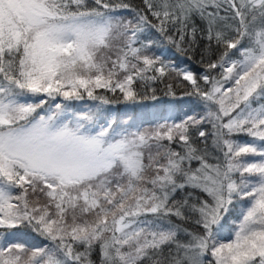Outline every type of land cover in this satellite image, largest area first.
I'll list each match as a JSON object with an SVG mask.
<instances>
[{"label": "snow or ice", "instance_id": "6c2138e0", "mask_svg": "<svg viewBox=\"0 0 264 264\" xmlns=\"http://www.w3.org/2000/svg\"><path fill=\"white\" fill-rule=\"evenodd\" d=\"M0 264H264V0H0Z\"/></svg>", "mask_w": 264, "mask_h": 264}, {"label": "trees", "instance_id": "16d2710c", "mask_svg": "<svg viewBox=\"0 0 264 264\" xmlns=\"http://www.w3.org/2000/svg\"><path fill=\"white\" fill-rule=\"evenodd\" d=\"M134 2L138 3L139 0H134ZM157 54H163L168 59L176 60L177 62L183 61L184 63H189L184 57H180L178 54H175L171 49H159L156 50ZM193 69L197 68V65L192 64ZM161 87H163L161 85ZM91 103V102H88ZM187 102H184L183 106H186ZM109 107V111L112 115L117 116L119 119L128 121L134 124H145L148 121L153 120L155 117L161 114V105L156 104L153 101H145L144 106L139 105H112L106 106ZM152 108V110H150Z\"/></svg>", "mask_w": 264, "mask_h": 264}, {"label": "rangeland", "instance_id": "374dc122", "mask_svg": "<svg viewBox=\"0 0 264 264\" xmlns=\"http://www.w3.org/2000/svg\"><path fill=\"white\" fill-rule=\"evenodd\" d=\"M150 110H152V108Z\"/></svg>", "mask_w": 264, "mask_h": 264}]
</instances>
